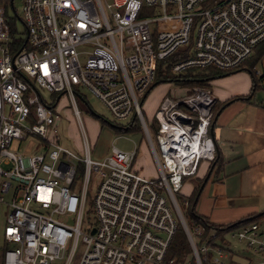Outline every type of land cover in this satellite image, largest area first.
<instances>
[{
  "label": "built area",
  "instance_id": "obj_1",
  "mask_svg": "<svg viewBox=\"0 0 264 264\" xmlns=\"http://www.w3.org/2000/svg\"><path fill=\"white\" fill-rule=\"evenodd\" d=\"M148 10L156 14L147 17ZM22 24L18 33L0 5L1 264H176L167 251L178 228L191 250L181 264H224L228 240L200 244L203 230L194 222L188 226L176 198L184 177L215 158L214 97L199 87L182 98L164 97L154 116L156 147L141 101L157 62L178 51L173 75L240 69L264 42V0H22ZM259 65L264 69V56ZM253 72L264 84V72ZM78 85L115 119L131 118L127 126L140 122L157 177L135 171V148L112 146L108 155L90 158L73 90ZM41 90L68 98L82 157L60 146L57 134L50 140L59 99L47 104ZM29 135L42 142L38 152L10 149ZM92 175L97 185L89 219L85 199ZM225 235L264 255L257 223Z\"/></svg>",
  "mask_w": 264,
  "mask_h": 264
},
{
  "label": "rangeland",
  "instance_id": "obj_2",
  "mask_svg": "<svg viewBox=\"0 0 264 264\" xmlns=\"http://www.w3.org/2000/svg\"><path fill=\"white\" fill-rule=\"evenodd\" d=\"M0 5H5L6 7L9 25L12 28H14L18 33H23L25 29L22 24V0H12V7L10 5V2H8V0H0ZM144 14L147 17H149L151 16V14L153 15L156 13H150V11L148 10L147 12H144ZM256 68L264 72V69L260 65H257ZM224 72H231V71H224ZM238 74L241 75L239 78H234V80H230V82L225 83V78L232 77ZM244 79L245 80L248 79L249 81L251 78L246 70L241 69L233 73H229L226 75H222L220 77L207 80L204 85L195 86V87L208 89L211 92L212 96L214 97L211 89L212 90L231 89L232 86H241L245 81ZM208 81L210 85L207 84ZM189 87L185 84H180L173 81L156 80L150 86V88L147 90L144 97L142 98L141 101L142 113L145 122L147 124L150 137L153 143L155 144V147H156V132L154 129L156 128V121L154 116L161 100L164 97L182 98L186 95V90L189 89ZM73 90L76 93V103L80 112V118H81L80 121L85 130L87 141L90 147V158L95 160V159H100L105 155H108L110 153L112 146H116L118 149L123 151H131L134 150L135 148L137 151L136 157L133 162V168L135 169V171L138 174H140L142 177H147V178L157 177L158 176L157 166L154 161L146 134L144 133V130L142 129L140 122L135 121L133 123V128L131 130L118 131L115 129V127H112L111 124L116 126L126 127L127 125L130 124L131 118L128 120L115 119L110 114V112L102 105V103L99 102L96 98H94L84 87L79 85L74 86ZM40 93L47 104L52 103V100H55L57 97L56 94L52 96L50 93L46 92L45 90H41ZM78 95H80L82 99L78 97ZM236 99L233 100L232 103L226 109L236 104L238 101ZM249 104H252V106L254 105L253 107L264 108V84L259 82L253 97L249 101ZM213 106L218 107L221 106V104L216 105V101H215ZM236 110L237 108L231 110V112H235ZM52 111L57 112L59 118L56 121L55 125L52 126L49 130L50 140L55 142L56 141L55 134H57L59 137L58 143L60 146L70 150L75 155L82 157L83 155L82 136L79 128V122L73 113V109L71 108L70 102L68 101L66 95L63 94L61 96L58 104L54 107ZM225 115L227 118L230 117L229 114L228 115L225 114ZM41 144L42 142L38 137L34 135H29L24 140L14 141L10 149L18 150L24 155H30L38 152L40 150ZM204 164L208 166V162L201 161L198 167L199 170L201 169V167H203ZM193 184H194V188L200 187V182L193 183V176L184 177L182 181V187L179 190L178 194L176 195L178 201L180 200V197L184 199L192 194ZM96 185H97L96 179L94 175H92L87 188V194L85 199V208L87 212L86 216H88L89 219L94 218L92 202H93V196L95 193ZM9 200H10V194H5L4 201L8 202ZM180 207L182 208L184 214V207H182L181 205ZM258 223L260 228L264 229V217L260 219ZM3 226H4V213H2V209H0V264H1V256L3 253V241H2ZM209 234H211L212 236L213 231H210ZM226 239L231 245L240 244L242 246L241 243H238V241L232 237H226Z\"/></svg>",
  "mask_w": 264,
  "mask_h": 264
},
{
  "label": "crops",
  "instance_id": "obj_3",
  "mask_svg": "<svg viewBox=\"0 0 264 264\" xmlns=\"http://www.w3.org/2000/svg\"><path fill=\"white\" fill-rule=\"evenodd\" d=\"M240 76L238 74L225 78V83ZM256 80L259 84L258 78ZM207 84L210 85L209 81ZM251 86L252 80L246 79L241 86H232L231 89L210 88L216 105L221 104L219 114L212 124V138L218 161L197 197L194 210L197 215L217 226L235 224L264 212V108L259 109L249 104L247 96L251 93ZM190 89L191 87L186 90V94ZM233 98H237V103L226 109ZM236 108L235 112H231ZM225 114H229L230 117L227 118ZM209 167L210 163L208 166L204 164L200 170L198 168L199 172L193 176V183H202ZM192 189L194 190V184ZM263 217L259 216L239 227L249 223L259 225L258 221ZM259 230L264 234V229L260 226ZM225 234L226 232L222 235L223 239L229 237ZM238 243L242 246L231 245L226 241L229 255L224 264L264 261L263 254L253 252L242 242Z\"/></svg>",
  "mask_w": 264,
  "mask_h": 264
},
{
  "label": "trees",
  "instance_id": "obj_4",
  "mask_svg": "<svg viewBox=\"0 0 264 264\" xmlns=\"http://www.w3.org/2000/svg\"><path fill=\"white\" fill-rule=\"evenodd\" d=\"M8 2H10V0H8ZM180 52L181 51H178L174 55L157 62L154 82L156 80H158V81H160V80L173 81L176 83L185 84L187 86L195 87V86L204 85L205 82L207 80H209L210 78L219 77L222 75H226V74L233 73V72H236L238 70L244 69L249 73L251 80H252L251 93H249V95L247 96V100H250L252 98L254 92L256 91V89L258 87V82H257L256 77L254 75L253 69L257 65L261 64V61H262L263 56H264V42H262L256 46L253 54L245 61V63L243 64V66L240 69H237V70H234L231 72H224V71L215 69L213 67H207V68H203V69H188L182 73H179L177 75H173L170 72V66L174 61H176V57ZM234 99L235 98H233L232 100H234ZM220 107L221 106L214 107V116L219 111ZM214 116H213V118H214ZM132 128H133V124L131 126H126V127H120V128L115 127V129L118 131H128V130H131ZM217 161L218 160H217V157L215 155L214 160L210 163L209 170H210L211 164L213 162H215V164H214V168H215V166L217 165ZM213 169H212V171H213ZM200 184H201V182H200ZM198 189H199V187H195L191 196L187 197L186 199H182L180 197L179 201H180V205L182 207H184V217H185V220H186L188 226L191 225V222H194L197 225H199L201 227V229L203 230V235H202V239L200 240V244L203 241L208 240L207 244L209 246H216L217 243L224 240L222 235L226 231H228L232 228L239 227L240 225H242L246 222H250L251 220H255L259 216H264V212H263V213H261V215H254V216L248 217L246 219H243L241 221L236 222L235 224L226 225V226H222V225L217 226V225L207 221L206 218L201 217V216L196 214L194 209H195V204H196V200H197ZM185 202L187 203V205H185ZM210 231H213L212 236H211V234H209ZM190 251L191 250H190L189 244L186 240L184 232L182 231L181 228H178L177 231L175 232L173 238H172L170 245H169V248L167 251V258L173 259L176 264H181L184 262V260L190 254ZM211 254H212L211 252L208 253L209 256H211Z\"/></svg>",
  "mask_w": 264,
  "mask_h": 264
},
{
  "label": "water",
  "instance_id": "obj_5",
  "mask_svg": "<svg viewBox=\"0 0 264 264\" xmlns=\"http://www.w3.org/2000/svg\"><path fill=\"white\" fill-rule=\"evenodd\" d=\"M10 5H11V7H12V0H10ZM59 97H60V96H58L57 98L59 99ZM91 112H92V111H91ZM92 113H93V112H92ZM218 114H219V111H218V113L215 115L213 121L216 119V117H217ZM212 124H213V122H212ZM212 124H211V127H210V133H211V136H212ZM111 126H112V127H115V125H113V124H111ZM119 128H120V127H119ZM214 144H215V142H214ZM214 164H215V162H213V163L211 164V168H210V170H209L208 173L206 174V176H205L203 182L201 183V185H200V187H199V189H198V192H197V197L199 196L201 190L203 189L204 184L206 183V181L208 180L210 174L212 173V169L214 168Z\"/></svg>",
  "mask_w": 264,
  "mask_h": 264
}]
</instances>
